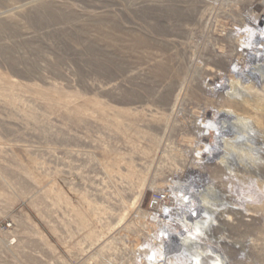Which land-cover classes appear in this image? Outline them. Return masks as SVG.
<instances>
[{
    "label": "rangeland",
    "instance_id": "obj_1",
    "mask_svg": "<svg viewBox=\"0 0 264 264\" xmlns=\"http://www.w3.org/2000/svg\"><path fill=\"white\" fill-rule=\"evenodd\" d=\"M263 5L0 0V264H142L133 250L157 235L144 220L158 189L191 178L226 196L228 224L211 235L233 264H264V169L230 177L191 142L204 113L230 109L264 141L255 103L205 86L230 78L226 35ZM258 81L244 84L264 95Z\"/></svg>",
    "mask_w": 264,
    "mask_h": 264
},
{
    "label": "bare ground",
    "instance_id": "obj_2",
    "mask_svg": "<svg viewBox=\"0 0 264 264\" xmlns=\"http://www.w3.org/2000/svg\"><path fill=\"white\" fill-rule=\"evenodd\" d=\"M247 17L245 24L250 30L245 33L233 30L232 33L236 34L230 32L226 35V42L230 47H233L235 42H241L238 39L244 40L245 44L242 52L239 51L241 46L238 43L235 53L223 49V59H227L229 53L231 61L235 59L228 70L230 78L220 76L218 80L205 83V86L206 90L213 94H228L235 101L241 100L242 105H249L252 101L260 113L258 118H263L264 95L253 91L251 86H245L244 83L258 81L259 78L264 82V49L260 48H264V39L258 32V27L264 24V9L259 14L250 12ZM233 66L235 71L231 70ZM203 116L204 120L194 126L197 131L196 140L191 141L196 144L207 142L203 143L204 149H197L200 165L216 163L217 166L221 165L230 177L235 176L234 172L245 171L244 175L263 172L264 161L261 157L264 141L259 140L261 142L257 143L258 146H254L259 137V124H256L255 118L239 115L231 109L208 112ZM207 122L211 124L209 127L206 126ZM227 134L234 138H226L229 136ZM198 179L191 178L187 185L178 182L170 186L171 188L158 189L160 194L165 196L157 202L158 206L169 208L171 212L169 215L163 212L145 214L147 219L144 224L147 229L157 230L156 234H162V238L155 235L150 239L148 242L152 247L149 250H145L144 245L135 244L137 247L133 250V255L139 258L142 264H172L173 260L175 264H233L235 252L229 245L230 242H227L225 237L214 238L211 235V230H215L219 224L220 229L228 224V221L224 222L226 212L222 211L228 207L224 199L226 196L215 186H207V183L199 182ZM155 183L152 184L153 187ZM167 195L169 197H166ZM194 213L197 214L195 219L192 216ZM123 223L126 226L132 223L130 214L126 215L121 224ZM166 235L168 239L165 238ZM144 254L146 255L142 260L141 256Z\"/></svg>",
    "mask_w": 264,
    "mask_h": 264
},
{
    "label": "built area",
    "instance_id": "obj_3",
    "mask_svg": "<svg viewBox=\"0 0 264 264\" xmlns=\"http://www.w3.org/2000/svg\"><path fill=\"white\" fill-rule=\"evenodd\" d=\"M264 9V8H263ZM248 30H250V28L249 27H247L246 29H244V30H241L243 33H245V32H247ZM236 31H238V30H236ZM240 31V30H239ZM258 32L260 33V36H263L262 38L264 39V24L263 25H261V26H259L258 27ZM244 42V40H241V42H240V46H241V48H239V51L240 52H242L243 51V49H244V47H245V44L243 43ZM261 46V45H260ZM261 49H264L263 47H260ZM241 62H243V61H241ZM232 71H235L234 70V66L232 67V69H231ZM217 88L219 89L220 88V84H218L217 85ZM164 197L165 196H162V194H158V197H156L154 200H153V204L151 205V209L152 210H154L153 212L154 213H161V212H163L164 214H166V215H169L170 214V212H171V210L169 209V208H164V207H162V206H158V201L159 200H162V199H164ZM166 197H169L168 195L166 196ZM193 218L195 219V218H197V214L196 213H194L193 215ZM158 237L161 239L162 238V234H159L158 235ZM165 238L166 239H168V236L166 235L165 236ZM151 255H152V253L150 254V256H149V258H151Z\"/></svg>",
    "mask_w": 264,
    "mask_h": 264
}]
</instances>
